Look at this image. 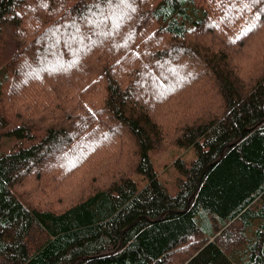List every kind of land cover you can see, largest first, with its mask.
Returning <instances> with one entry per match:
<instances>
[{
    "label": "trees",
    "instance_id": "trees-1",
    "mask_svg": "<svg viewBox=\"0 0 264 264\" xmlns=\"http://www.w3.org/2000/svg\"><path fill=\"white\" fill-rule=\"evenodd\" d=\"M109 2L0 0V264H264V0Z\"/></svg>",
    "mask_w": 264,
    "mask_h": 264
},
{
    "label": "rangeland",
    "instance_id": "rangeland-1",
    "mask_svg": "<svg viewBox=\"0 0 264 264\" xmlns=\"http://www.w3.org/2000/svg\"><path fill=\"white\" fill-rule=\"evenodd\" d=\"M5 15V14H4ZM11 28L6 25L1 26L0 33V65H3L15 52V46L10 39ZM1 68V66H0ZM199 77L202 72L197 71ZM23 80H28V77ZM13 124L9 123V127ZM30 141L28 139H19L15 137H4L0 140V153H10L17 147L28 146ZM152 167L170 196H175L178 190V180L182 179L176 161L180 160L186 166L196 157V149L191 147L171 146L166 150L149 154ZM131 179L136 183L138 189L145 186L146 181L138 174H135ZM104 181H99L98 186L102 185Z\"/></svg>",
    "mask_w": 264,
    "mask_h": 264
},
{
    "label": "snow or ice",
    "instance_id": "snow-or-ice-1",
    "mask_svg": "<svg viewBox=\"0 0 264 264\" xmlns=\"http://www.w3.org/2000/svg\"><path fill=\"white\" fill-rule=\"evenodd\" d=\"M250 3H254L255 0H249ZM105 3L107 4V6L109 8L113 7V5H111V3L109 2V0H105ZM119 5H126L127 7L129 8H132V10H134V6L133 4L131 3V0H119ZM100 5L99 4H96L95 7H99ZM245 7L248 6V4H245L244 5ZM85 7H88V6H85ZM261 11H264V9H262ZM83 18V17H82ZM256 18L258 19L259 18V13L256 14ZM89 23H91V21L89 20L88 21ZM253 27H255V25H253Z\"/></svg>",
    "mask_w": 264,
    "mask_h": 264
},
{
    "label": "bare ground",
    "instance_id": "bare-ground-1",
    "mask_svg": "<svg viewBox=\"0 0 264 264\" xmlns=\"http://www.w3.org/2000/svg\"><path fill=\"white\" fill-rule=\"evenodd\" d=\"M199 141V140H198ZM178 145V144H177ZM181 175V174H180ZM64 176V175H63ZM61 178V177H60ZM64 179V178H63ZM63 181V180H62ZM202 208V207H201ZM199 209V208H198ZM202 211V210H201ZM196 212V211H195ZM198 212V211H197ZM203 213H205V212H203ZM213 213V212H212ZM195 215V214H194ZM203 215V214H202ZM214 215V214H213ZM199 216V215H198ZM207 216V215H206ZM202 219H204V218H202ZM208 219V218H207ZM211 219V218H210ZM216 219V218H215ZM214 221V220H213ZM195 222V221H194ZM237 226V225H236ZM232 228V227H231ZM233 229V228H232ZM232 232V231H231ZM233 235V234H232ZM233 238V237H232ZM234 239H235V237H234ZM235 242V241H234Z\"/></svg>",
    "mask_w": 264,
    "mask_h": 264
}]
</instances>
